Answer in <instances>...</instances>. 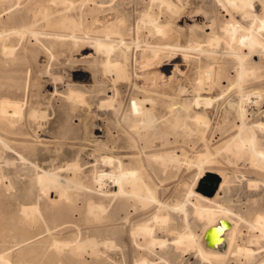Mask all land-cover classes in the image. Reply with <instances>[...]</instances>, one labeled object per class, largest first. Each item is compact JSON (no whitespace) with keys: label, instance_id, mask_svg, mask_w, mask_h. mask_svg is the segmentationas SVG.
Returning a JSON list of instances; mask_svg holds the SVG:
<instances>
[{"label":"rangeland","instance_id":"obj_1","mask_svg":"<svg viewBox=\"0 0 264 264\" xmlns=\"http://www.w3.org/2000/svg\"><path fill=\"white\" fill-rule=\"evenodd\" d=\"M71 1H73L72 4H70V0L61 1V3L59 0H0V254H6L8 258L6 262L0 260V264H20L24 261L29 264H132L133 262L130 260H134V256L144 250L151 251V255L155 258L154 262L157 264H191L197 254L195 250H193L194 254L192 251H177L176 248L174 249V245L167 244L163 247L154 246V250L158 253L156 254L154 250H147L141 244L143 239L133 237L130 229L132 223L124 217V213L120 215L121 218L115 216L113 206L116 203V198L100 195L96 184L91 182L93 169L108 168L102 156L105 153L108 156L112 155L109 153L110 151L107 152L109 146L115 150V155L126 158L122 159L123 161L134 159V162L139 164L140 150L136 144L140 142L139 137L145 138L146 146L141 154L144 159L143 169L151 182L156 183L153 186L158 189L161 200L169 204L178 199L185 201V194L192 184L196 168L190 169L183 159L180 163L164 162L163 159H154L150 154L183 148L191 157L203 147L205 139L209 143L217 144L219 134L228 133L233 122H240L238 108L230 105V101L238 98L236 88L223 93L221 89L217 87L218 90L214 87L215 91H211L212 93H202V96L214 97L209 105H205L203 102L202 105L201 103L196 104L194 101H192L194 104L191 102L192 107L190 106L189 113L199 111V109L200 111L206 110L209 119H211L204 139L200 137L199 131L197 132L196 124L191 116L185 117V119L183 117L180 124L171 128L172 124L169 120L172 119V116L170 115H175L176 111H171L169 104L173 99L181 103L183 99L193 97V81L201 70L199 66L204 63V55L191 50L192 60L188 65L183 61L181 53L169 58L173 51H165L158 46L167 39L159 33H168L169 26H162L157 30L151 23L153 18L151 14L141 15L142 11L148 10L151 0ZM174 1L181 4L182 10L180 9L179 13L170 14L169 11L166 12L163 9L165 12L161 14L160 19L165 21L164 23H167V20L171 21L173 28L170 33L178 35V42L182 46L189 43L187 40L190 34L188 25L192 23L195 14L200 12L201 17L202 15L215 14L217 27L227 19L229 16L227 12L230 13L229 10H224L218 2L215 6L212 3L213 0ZM154 2L157 3V1ZM257 3L258 1H255V8L261 12V5ZM182 6L187 8L184 9ZM234 11L232 9V13H235L234 16L240 23L243 22L242 24L247 25L254 21L251 17L245 19L242 17L241 21L242 14ZM65 15L72 16L81 23L82 31L80 29V32L78 29L75 31L82 36H85L84 32L90 33L91 36L99 34L100 32L97 30L102 27L105 20L109 19V16L114 17L115 15L118 20L121 19L119 30L128 43V46L125 45V47L129 49V55L127 59L122 54L115 55L113 58L116 57L125 63L126 76L117 78L115 72L104 71L106 70L105 54L94 52L91 41L89 39L86 41L87 37L78 40L77 43L74 42L70 37L72 27L59 25ZM260 17L259 20L257 19L260 23L256 24L257 20H255L254 28L262 33L264 38V25L260 26L264 20ZM197 33L199 39L203 40V32L198 30ZM152 40L154 41L152 42ZM125 47L120 50H124ZM221 48L223 51L227 50L224 44L221 45ZM155 53L160 54L159 58L153 60L146 67H140V61H144ZM198 57L202 58L201 61H198ZM253 57L258 61L260 55L257 54ZM91 61H95V65ZM175 63L180 65L183 72L174 70ZM77 68H82L90 76V80L85 83L90 86L92 83V86L94 85L91 92H87L81 86H75L77 90H85L84 92L87 93L85 94L86 102L80 100L78 102L77 99L74 102L75 97L69 95L72 90L74 92L72 84L79 81L74 72ZM263 74L264 67L259 71L256 70L254 74H248L246 79L252 82L257 81L254 84L257 83L256 86L259 88L264 87ZM254 76L255 78L251 79ZM169 77L172 79L168 80ZM261 78H263L262 84L261 81L258 82ZM154 83L157 85L155 86ZM180 85H184L185 90L184 86ZM181 88L183 91L179 90ZM221 94L225 96L220 97ZM111 97H113V104L110 107L101 105L102 101ZM10 100L20 101L23 107L22 118L13 124L7 116L2 115L4 113L3 106ZM258 101L251 103L255 116L250 115V120L252 118L264 120L262 112L264 100L259 99ZM128 109L135 110L143 119H152L153 122L150 126L133 128V123L127 116ZM33 111L37 113L41 111V113L32 115ZM221 115L226 116L225 119L223 118L225 121L221 119ZM256 135L264 149V129L261 130L257 127ZM104 142L107 145L106 143L104 145ZM226 159L223 160L225 165L230 168L236 166L237 163L233 157L232 161ZM74 161L81 165L80 172H77V178H74L81 181L83 186L69 187L68 197L62 198L57 203H52L40 190L37 174L42 173V170L45 169L71 179L73 171L63 168H66L67 163ZM233 187L231 204H234L232 206L239 212L241 211L240 213L246 219L245 221L239 220L232 215L238 220L241 227L242 235L237 237L238 244L248 247L255 245L253 248H258L257 250L260 251L261 248H264V238H260L262 241H252L254 244L249 242L252 235L260 234L257 229L253 230L249 221L252 220L256 210L264 211V189L258 190L260 193L263 192L260 194L261 196L258 195L259 199H256L257 195H253L255 190L246 191L236 184ZM191 201H194V197L191 198ZM98 204L105 206L101 214L100 210L94 208ZM26 205H39L40 213L38 214L41 216L36 214V218H33L32 221L23 212V206ZM189 207L192 208L193 205L189 203ZM202 224L201 221L199 224H193L192 227L197 233L198 242L203 241L204 227ZM116 228H120L119 231H123V229L126 231L120 234ZM115 230L116 232H114ZM90 238L92 240L95 238L98 240L97 242L103 241L101 245L98 243V249H104V251L100 250L101 255L98 257L92 255V250L89 248L84 249L86 251L76 248L75 251L74 249L76 240L88 241ZM168 240L167 243L171 242L170 239ZM120 242L124 244L122 245ZM56 244L59 247L55 246ZM105 245L107 246L105 247ZM113 245L114 247H112ZM117 245H122L121 249ZM133 253L135 254L133 255ZM254 255L253 257L243 255L233 257L228 264H261L260 260L262 255L264 256V252L261 251L260 254L258 252ZM118 258H121V262H118Z\"/></svg>","mask_w":264,"mask_h":264},{"label":"bare ground","instance_id":"obj_2","mask_svg":"<svg viewBox=\"0 0 264 264\" xmlns=\"http://www.w3.org/2000/svg\"><path fill=\"white\" fill-rule=\"evenodd\" d=\"M53 1H57V0H53ZM59 1L61 3V1L66 2L68 0H59ZM151 1L152 2L150 4L148 10L142 11L141 15L147 16L148 14H151L153 16L151 23L154 26V28H156L157 30L162 26H164V27L169 26V30H168L169 32L168 33H163V32L159 33V34H161V36L163 35L167 39H165V41H163L161 44H158V46L162 47V49L165 51H169V50L173 51V53L169 56V58L173 57L174 55H177L178 53H181L183 61L186 62L188 65L190 63V61L192 60V58H191L192 56L190 53L191 50H195V52L198 51L199 54L204 55V63H203V65L199 66V68L201 70L199 71L197 77L193 81V89H194L193 97H191L190 99L185 98V99H183V102H181V103H178L175 99H173V101L171 100L172 102H170V104H169V108L171 107V111L172 110L176 111V114L175 115L173 114L174 116L172 114L170 115V116H172V119L169 120L170 123L172 124L170 127L175 128L178 124H180L183 117L185 119V117L191 116L192 117L191 119L195 122L194 124H196L197 128L196 127L195 128L197 129V132L199 131L200 137L202 139H204L205 135H206V131L210 125L211 119H209L206 110L200 111V109H199V111H195L193 113H189V111L191 109L190 106H191L192 101H194V103H196V104L201 103V105H202V102H203L205 105H209V103L212 101V99L214 97L213 96H208V97L202 96V93L209 94L211 91L214 90V87H216V88L218 87L219 89H221L223 91V93L227 92L229 89L236 88L238 98H236V100H234V101H230V105L233 107L236 106L238 108V114H239L238 116L240 118V122L239 123L233 122L231 130L228 133L219 134L220 137L218 139V143L215 145L213 142L209 143L205 139V144L203 145V147L201 149L197 150V152L195 154L191 155V157L189 155H187V152L183 148L182 149L180 148L178 150L174 149V150H171L170 152H165V153L152 152L150 154V156H152L154 159H163L164 162L175 161L177 163H180L181 160L183 159V161L187 163V165L190 169L192 167L196 168L197 171L194 175L192 184L189 186V190H188L187 194H185L186 195L185 201L178 199L175 202H173L172 204H169V203H165L161 200V197L159 196L158 189L153 186V184H156V183H154L153 181L151 182L150 178H148L145 170L143 169L144 159H143V156H141V154H143V152H144L146 142H145V138H142V137H139L140 142L136 144V146L140 150L139 156H138L139 157V159H138L139 164L134 162V159H132V160L127 159L126 161H123L122 159H124L125 157L121 158L120 156L115 155V153H114L115 150L112 149V146H109V147L107 146L108 147L107 152L110 151L109 153H112V155L108 156V155H105V154H107V153H105L104 156H102V159L106 163L108 168H106V169L102 168V167L101 168H98V167L94 168L91 182L96 184V186L98 187L97 189L99 190L100 195H103L105 197L112 196V197L116 198V203L113 206V208L115 210L116 218H121L120 215L122 213H124V217L129 219L128 221L130 223H132L131 228H130L132 230V236L136 237L137 239L138 238L143 239L144 241L141 244L145 248H147V250H150V249L154 250V248H153L154 246L163 247L167 244H171L172 246L174 245V249L176 248L177 251L178 250H185V252L186 251H192L193 252V250H195L197 252V254H196V257L195 256H194V258L192 257L193 260H192L191 264H228L229 261L231 259H233V257H237L240 255H243L246 257H253V255L258 253V252H259V254L261 251L264 252V248H261V250L259 251V250H257L258 248L257 249H255V247L253 248V246H255V245H252V246L250 245V247H248V246H243L244 244L243 245L238 244L239 242L237 241V239H238L237 237H240L242 235L241 227L239 226L238 220H236L233 216H236L239 220L245 221L246 219L240 213L241 211L239 212L238 209L233 207L234 204H231V200H232L231 195H232V191L234 188L233 185H235V184L238 185L239 187H241L243 190H246V191L255 190L253 195H257L256 199L257 198L259 199V197L261 196L260 194H262V192H263L262 191L260 193L258 190L261 191L264 189V149L261 147V143L259 141V138L256 135L257 127H258V129H261V130L264 129V120H254V118H252V120H250L251 119L250 115L253 116L255 114V112L253 111V108H251V105H252L251 103H253V102L257 103V102H259L258 101L259 99L264 100V87L261 85L263 88L262 87L259 88L256 86L257 83L254 84V82H257V81L252 82L249 80L247 81V79H246L248 74H250V73L254 74L256 70L259 71V69H262L264 67V60H263L264 59V38H263V34L254 28L255 20H257V19L259 20L260 16L264 20V0H213L212 3L215 6L217 4L216 2H218L224 10H226V11L229 10L230 13L227 12V14L229 16L227 17V19L222 21L216 27L215 14H207L206 16L202 15V17H201L200 12L195 14L194 19H192V23H190V25H188L189 26L188 28L190 30V34L188 33L189 39H187V40L189 41V43H188V45H186L187 44L186 43L185 46H182L178 42V37H177L178 35L177 34L175 35L174 33H170L172 31V28H173L172 27L173 24L171 23V21L167 20L168 22L164 23L165 21L163 22L160 19L161 14L164 13L165 11L166 12L169 11L170 14L179 13V10L180 9L182 10V8L180 6L181 4L180 5L177 4L174 0H151ZM154 1H157V3H155ZM255 1H258L257 4L261 5V12H259V10L255 8ZM98 2H102V1H98ZM72 3H73V1L70 0V4H72ZM154 5L156 6L155 8H157V10H154L155 9L153 7ZM182 7H184V6H182ZM185 7H184V9H185ZM163 9L165 11H163ZM232 9H234L235 11H238L237 13L240 12L242 14V15L240 14L241 15V18H240L241 21H242V17L244 19L247 17L248 18L251 17V19L253 18L254 21L250 24H247V25L242 24L243 22L240 23L238 18L237 19L235 18V16H234L235 13L234 14L232 13ZM180 12H183V11H180ZM178 15H181V14H178ZM178 15H177V17H178ZM44 18H45V16H44ZM108 18L109 19H107V20L104 19L105 23H103L102 27L99 30H97L100 33L97 35H94V36H91L90 33H87V32H84L85 36H82L80 33H77L75 30L78 29V31L80 32L81 23L78 22L74 17L69 16V15L63 16L62 19L60 20L59 25L61 24L63 26L72 27V31H71L72 35L70 37L76 43L78 40H80V39L83 40L85 37H87L86 41H88V39L91 41L93 48H94V52H101V53L105 54L106 60L104 62V65H105L106 70H104V68H103V70L104 71L108 70L107 72L113 71L117 75V78H121V77L126 76V74H127V71L125 70V63L116 57L113 58V56L122 54V55H124L125 59H127V56L129 55V49L126 48L125 45L128 46V43L125 41V39L123 37V33L119 30V25L121 23V22L119 23V21L121 19L118 20V18H116L115 15H114V17L109 16ZM258 20H257L256 24L260 23ZM122 22H124V21L122 20ZM262 25H264L263 21L260 24V26H262ZM174 27H176L175 24H174ZM182 29H183V27H182ZM198 30H201L203 32V37H204L203 40L199 39V37L197 35ZM2 34H3V32H2ZM55 36H57V35H55ZM153 41L154 40H152V42ZM202 42H204L206 44H203ZM222 44H224L225 48L227 49L226 51L222 50V48H221ZM136 45H138V42H136ZM122 47H125L124 50H120ZM89 53H91V52H89ZM92 54H94V53H92ZM257 54L260 55L258 61H256L253 57L254 55H257ZM159 56H160L159 53H155L154 55L145 59L144 61H140L139 62L140 67L148 66L149 63H152V61L159 58ZM196 58H197V56H196ZM93 59H95V58H93ZM201 59L202 58L198 57V61L199 60L201 61ZM94 62H92V63H94ZM77 64H80V63H77ZM94 65H95V63H94ZM81 67H82V65H81ZM71 69H73V68H71ZM198 69H196V70H198ZM174 70H177V72L178 71L183 72L180 65L177 63L174 64ZM74 72H75V75L77 76L76 78L79 81L72 84V85H74L75 94H72V93H74L72 90V93H70L71 92L70 91L69 95H73L75 97L74 102L76 101V99L78 100V102H79V100L86 102L87 97L85 94H87V93L84 91L86 90L87 92H91L94 85L92 86V84H93L92 83L90 86V85L85 83L86 81L90 80V76L88 75V73L86 74V72H84V70L82 68H77V69H75ZM148 72H149V70H148ZM175 77H178V76H175ZM184 77H186V76L184 75ZM155 78H157L156 75H155ZM254 78H255V76L251 79H254ZM171 79H172V77H169L168 80H171ZM186 79H188V78H186ZM261 80H263V78L259 79L258 82ZM156 83L158 84L159 80ZM157 84H155V86ZM261 84H262V81H261ZM166 85H168V84H166ZM75 86H81L85 90L84 91L77 90ZM182 86H184V85H182ZM179 90L183 91V88H181ZM184 90H185V86H184ZM219 92L221 93V91H219ZM182 93L186 94L184 92H182ZM219 96L224 97L225 95L221 94ZM216 97H218V96H216ZM69 99H70V96H69ZM112 104H113V97L101 102V105H106V107L107 106L110 107ZM175 104L177 106H174ZM1 105H4V104H1ZM128 111H129V113H127L128 114L127 116L132 121L133 128L138 129L141 126H144V127L150 126L151 123L153 122L152 119L151 120L143 119L135 110H132V109L129 110L128 109ZM3 112H2L3 113L2 115L7 116L9 118V120L12 121V124H13V123H15V121L20 120L22 118V115H23L22 103L20 101L10 100L9 102H7L3 106ZM262 112L264 113V110ZM39 113H41V111ZM39 113H37L36 111H33L32 115H36V114L39 115ZM221 114H224V113H221ZM44 116L46 117V115H44ZM38 117L40 118V116H38ZM223 118L225 119L226 116L221 115V119H223ZM167 122H168V120H167ZM186 128H188V127H186ZM103 131H104V129H103ZM138 136H140V135H138ZM104 137H106V136H104ZM98 138H99V136H98ZM105 143L106 142H104V145H105ZM106 145H107V143H106ZM103 147H101V148H103ZM8 149H9V147H8ZM150 156H147V157H150ZM232 157L234 158V161H236V163H237L236 166H234V168L228 167V165H225L224 161H223L225 158H227L226 160H229V159L231 160ZM6 163H8V162H6ZM80 167H81L80 163L74 161V162L67 163L66 168H63V169L73 171V177L71 179L64 178L63 176H61L57 172H52L50 170L43 169L42 173L37 174V183H38L40 190L47 196V198L52 203H57V202L61 201L62 198L68 197L69 187L75 188L76 186L78 187V185H79V187L83 186L81 181H77L78 179L76 180L74 178L78 175L77 172L80 170ZM56 168H57V166H56ZM59 169H57V170H59ZM20 170H22V169H20ZM208 172L209 173L213 172L220 177V180H219V183L217 186L218 189L216 190V192L214 194H212V196H208V195L200 192L197 188L198 181ZM24 174H23V176H24ZM5 182H6V180H5ZM8 182L10 183V181H8ZM72 184H73V187H72ZM14 192H15V189H14ZM258 195H260V196L258 197ZM237 196H238V194H237ZM192 197H194V201H191ZM189 203L191 205H193L192 208L189 207ZM17 204H18V202H17ZM260 204H262L261 201H260ZM38 206L37 205L23 206V212L26 214V216L28 218H31L33 221V218H36L35 217L36 214L39 215L38 213H40ZM89 207H91V206H89ZM104 207H105L104 205L98 204V205H95L94 208L96 210H100V214H101V212L104 211ZM21 210H22V208H21ZM89 210H91V209H89ZM255 210H256V208H255ZM91 211H93V210H91ZM94 214H96V213H94ZM39 216H41V215H39ZM201 221L203 222L202 226L204 227V230L202 233L203 234V241L198 242V239L196 237L197 233H195L194 228H192V227H193V224H195V223L199 224V222H201ZM249 222H250L251 226H253L252 227L253 230L255 228L260 232V234H258V235H256V234L252 235V237H250L249 242L250 243L252 241L258 242L260 240V238H262V237L264 238V211L260 210V209L256 210L254 212V216H253L252 220H250ZM212 227H214V230H213L214 240H213L212 246H208L205 236H206V233L208 232V230H210ZM116 230L119 231L120 228H116ZM116 230L114 232H116ZM257 230H256V232L258 233ZM123 231L125 232L126 229L125 230L123 229ZM123 231L122 230L119 231L120 234ZM112 234H111V236H112ZM252 234H254V233H252ZM116 236H117V234H116ZM119 236H121V235H119ZM200 236H202V235H200ZM122 237H124V236H122ZM90 239H88V241L76 240L74 249L76 248L77 250H80V249L84 250V249L89 248L90 250H92V255H94V256L96 255L98 257L99 255H101L100 250L104 251V249H100V248L98 249V247H99L98 243H100V245H101V243L103 241L101 240L102 242H100V241L97 242L98 241V240H96L97 237H96V239L94 238V240H92V238H90ZM104 239H106V238H104ZM168 239H170L171 242L167 243V241H169ZM127 240H128V238H127ZM260 241H262V239ZM253 242L251 244H254ZM39 243H42V242H39ZM57 244H58V242H57ZM57 244L55 246H58ZM64 244H66V243H64ZM111 244H109V245H111ZM122 245H120V246H122ZM106 246L107 245H105V247ZM117 246H119V245H117ZM120 246H119V248H120ZM136 246L138 247V245H136ZM261 246H262V244H261ZM112 247H114V245ZM76 249H75V251H76ZM109 249H110V246H109ZM84 251H86V250H84ZM128 251H129V249H128ZM118 252H119V250H118ZM121 253H122V251H121ZM155 253H156V251H155ZM194 253L195 252H193V254ZM118 254L120 255V253H118ZM134 254L135 253H133V255ZM153 254H154V252H153ZM156 254H158V253H156ZM131 255H132V253H131ZM165 255L167 256V254H165ZM122 257H123V254H122ZM130 257L132 258V256H130ZM110 258H111V256H110ZM6 259H8L6 254H0V260L1 261L5 260L4 262H6L7 261ZM120 259L118 260V262H121ZM154 259L155 258H153V256L151 255V251L144 250V251H139L138 254H136V256H134V260H130V261L133 262V263L131 262L132 264H157L154 262ZM159 259H161V258H159ZM110 263H111V261H110ZM250 263H252V262H250ZM260 263L264 264V256L263 255L261 257ZM16 264H18V263H16ZM20 264H29V263H25V261H24L23 263L20 262ZM117 264H119V263H117ZM158 264H160V263H158Z\"/></svg>","mask_w":264,"mask_h":264},{"label":"water","instance_id":"obj_3","mask_svg":"<svg viewBox=\"0 0 264 264\" xmlns=\"http://www.w3.org/2000/svg\"><path fill=\"white\" fill-rule=\"evenodd\" d=\"M220 177L211 172L205 174L197 183V188L200 192L212 196L218 189V183H219ZM213 230L214 227H212L208 232L206 233V241L208 246H212L213 240H214V235H213Z\"/></svg>","mask_w":264,"mask_h":264}]
</instances>
